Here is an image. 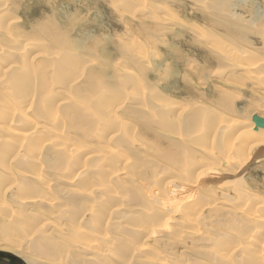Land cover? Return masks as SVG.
<instances>
[{"label":"rangeland","instance_id":"obj_1","mask_svg":"<svg viewBox=\"0 0 264 264\" xmlns=\"http://www.w3.org/2000/svg\"><path fill=\"white\" fill-rule=\"evenodd\" d=\"M0 5V264H264V150L242 168L243 140L222 149L264 118V0ZM179 105L225 118L224 157L206 122L181 129ZM217 170L223 184L204 179Z\"/></svg>","mask_w":264,"mask_h":264},{"label":"bare ground","instance_id":"obj_2","mask_svg":"<svg viewBox=\"0 0 264 264\" xmlns=\"http://www.w3.org/2000/svg\"><path fill=\"white\" fill-rule=\"evenodd\" d=\"M224 1V0H223ZM230 3V2H229ZM217 4H219V2H217ZM226 5V4H225ZM228 5V4H227ZM1 6V5H0ZM220 6H222L221 4H220ZM138 10V9H137ZM227 14V13H226ZM259 17H260V15H258ZM231 19V18H230ZM253 20L251 21V22H256V20L254 19V18H252ZM212 21V20H211ZM250 22V25H249V27H248V29H251V28H254V26H253V24ZM216 25H218V23H216ZM197 28H198V26H196ZM238 29H239V31H238ZM248 29H244V28H240V27H237V26H235V28H234V30L232 31L233 33L235 32V33H237V31L238 32H241V33H243V34H246V32H247V30ZM208 34V33H207ZM235 35V34H234ZM220 42V41H219ZM225 53V52H224ZM253 53V52H252ZM249 54V53H248ZM146 57V56H145ZM233 58V57H232ZM231 58V59H232ZM34 59V58H33ZM251 60H252V58H251ZM35 61V60H34ZM253 61V60H252ZM32 62V61H31ZM250 62V61H249ZM43 63V62H42ZM255 64V63H254ZM63 65H65V64H63ZM236 65H238L237 64V62H236ZM240 65V64H239ZM239 65H238V67H239ZM257 65V64H256ZM255 65V66H256ZM27 66V65H26ZM233 67V66H232ZM27 68H29V66L27 67ZM33 68V67H32ZM64 68V67H63ZM239 68H241L246 74H247V76L248 77H251L252 76V79H253V77L255 76V79H257V80H259L260 81V78H261V76L260 75H258L259 73H258V70H257V68H255L254 67V65H251V64H247L245 67H239ZM34 69V68H33ZM33 69H31V70H33ZM29 70V69H28ZM233 70V69H232ZM260 70V69H259ZM6 71H8V70H6ZM25 71V70H24ZM27 71V70H26ZM28 72V71H27ZM29 72H31V71H29ZM5 73V72H4ZM38 73V72H37ZM39 74V73H38ZM127 74V73H126ZM25 75V74H24ZM23 76V75H22ZM24 77V76H23ZM46 80V79H45ZM97 80V79H96ZM17 81V80H16ZM45 82V81H44ZM92 83V82H91ZM93 84H94V82H93ZM98 84V83H97ZM15 85V84H14ZM17 85V84H16ZM45 85V84H44ZM18 86V85H17ZM232 87H233V85H232ZM88 89V88H87ZM103 89V88H102ZM121 90V89H120ZM117 92V91H116ZM124 93V92H123ZM21 95V94H20ZM227 98H228V96H227V94H226V92L225 91H222V93H221V95H220V100L218 101V102H216V105H218V107H220V108H227L226 106H224L225 104H228V103H225L224 104V102H225V100H227ZM2 101V100H1ZM73 101V100H72ZM75 106V105H74ZM77 106V105H76ZM70 107V106H69ZM95 107V106H94ZM163 107L164 108H168V107H171V104L169 103V102H165L164 104H163ZM68 109V108H67ZM193 109H195V108H191V109H189L190 111H193ZM229 109V108H228ZM231 109V108H230ZM175 110H178V111H180V121H179V123H178V125H181L180 127H181V129H182V127H183V130L185 131V132H191L194 128H196V127H198V126H200V124H203L204 122H206L207 123V126H209V131L212 133V138H211V140H208V137H205V139L203 140L205 143H203L202 142V144H206V147H205V151H208V154L210 155V157H212L213 155H216V158L214 157V159H219L221 156H223L224 157V155H222V153H221V151L219 150L217 153H215L214 152V144H215V139H217V137H219V136H224V131H223V129L224 128H226V126H223L224 124H225V121H223V120H225V118L222 116V115H218L219 113H215V111L213 112V115H217L218 117H215V116H213L212 118H208V121H205V117H206V113H209L207 110H201V108H199V109H195V112H194V114L193 115H191V116H183L184 114H186L187 113V111H189L188 109H185L184 107H182L181 105H179L177 108H175ZM185 110H187L186 112H185ZM252 110V109H251ZM217 111V110H216ZM225 111V110H224ZM226 111H227V109H226ZM228 112H230V111H228ZM259 112V111H258ZM16 113V112H15ZM69 113H71V112H69ZM25 115V114H24ZM79 115V114H78ZM81 117V116H80ZM255 117V116H254ZM254 117H253V121L252 122H250L245 128H244V131L242 132V134L240 133V134H238L237 133V135H236V132H235V135L233 134V136H231V137H224V140L222 141V149L224 150V151H226L227 153H228V155L230 154L229 153V150H231V149H234V151H235V148L234 147H238L239 146V143H241L242 142V140L244 141V143H245V145L243 146V147H241V149L242 150H245L246 151V149L247 148H245V147H248L249 146V152H250V154L248 153V155H244V158H241V161H242V163H241V165L240 166H242V168H245V167H247V166H249V165H251L252 163L254 164V162H256L255 161V159H256V157H255V159L253 158V157H251L253 154H256L257 153V156H258V153L261 151V150H264V128H262V127H257V125H256V123L254 122ZM258 117V116H257ZM113 119H115V118H113ZM112 119V120H113ZM117 119V118H116ZM260 119H262V120H264V118H260ZM10 120V119H9ZM72 120V119H71ZM118 120V119H117ZM11 122V121H10ZM75 122V121H74ZM73 122V123H74ZM76 122H80V120L79 121H76ZM168 122H169V124L171 125V127H172V129H173V131H174V134H176V135H179V134H181L180 132H179V130H177L176 129V125H177V122L173 119V120H171V118H168L167 119V121H165V123H167L168 124ZM227 122V121H226ZM232 122V121H231ZM228 123L229 125H232V126H234L232 123ZM6 124H7V122H6ZM220 124V125H219ZM227 124V123H226ZM241 124V123H240ZM238 125V124H237ZM236 127V126H235ZM256 128V133H253L254 131H253V128ZM76 128V127H75ZM167 128H169V127H167ZM234 128V127H233ZM239 128V127H238ZM241 129L243 128V127H240ZM262 128V129H261ZM240 129V130H241ZM235 131H236V129H234ZM172 131V130H171ZM10 132V131H9ZM13 133V132H12ZM16 134H18L19 135V137H21L22 139H28L29 138V134H27V133H22V134H19V133H16ZM14 135H15V133H14ZM174 137V136H173ZM213 138H215V139H213ZM185 139V138H184ZM234 140H236L237 141V144L235 143V141ZM187 142H189V141H187ZM22 143V142H21ZM23 144V143H22ZM176 145V144H175ZM243 145V144H242ZM187 146V145H186ZM241 146V145H240ZM37 148V147H36ZM209 148V149H208ZM38 149V148H37ZM258 149V150H257ZM44 151V150H43ZM173 151V150H172ZM191 151H192V149H191ZM37 152V151H36ZM201 152V151H200ZM264 152V151H263ZM188 153H189V148H183L182 150H181V154L182 155H184V157L186 156L187 157V155H188ZM205 153H207V152H205ZM174 155V154H173ZM230 156V155H229ZM228 156V157H229ZM261 156H262V154H261ZM261 156H259V157H261ZM228 157H226V155H225V158H228ZM38 158V157H37ZM162 158L164 159V160H168V158H169V155H167V153L166 154H163V156H162ZM175 158V157H174ZM213 158V157H212ZM224 159V158H223ZM222 159V160H223ZM178 160V159H177ZM181 160V159H180ZM260 160H262V158L260 159ZM6 161V160H5ZM184 161V160H183ZM204 161V160H203ZM168 162H170V163H176L175 162V160H171V161H168ZM220 162H221V160H220ZM220 162H219V160H218V162H217V160H216V163H218V165H221L220 164ZM204 163L206 164V168L208 169H210V165H209V163H207V162H203V165H204ZM251 163V164H250ZM249 164V165H248ZM6 165V164H5ZM239 165V164H238ZM212 166V165H211ZM203 168H205V166H203ZM242 168H239V172H240V174H241V176H242V173H243V171H242ZM212 171V170H211ZM122 172H124V171H122ZM207 172V171H206ZM205 172V173H206ZM209 172V171H208ZM225 172V171H224ZM238 172V173H239ZM205 173H204V175H205ZM218 174V170H217V173L216 174H209V176L211 175V178L213 177H217L216 175ZM237 174V173H236ZM240 174H237V176H239ZM202 175V174H201ZM200 175V176H201ZM235 175V174H234ZM233 174H232V177L234 176ZM206 176V175H205ZM225 177V176H224ZM240 177V176H239ZM191 178V177H190ZM206 178V180L207 181H210L211 183H213V184H215V183H217V184H223V183H221V180H220V182H219V180L218 181H216V179L214 178V180L213 179H211V178H208V177H204V179ZM221 178V177H220ZM219 178V179H220ZM234 178V177H233ZM232 178V179H233ZM34 179V178H33ZM228 179V178H227ZM173 180V179H172ZM171 180V181H172ZM181 180V179H180ZM230 181H231V179H229ZM230 181H228V182H230ZM180 183V182H179ZM231 183H233L234 184V186L236 185V182H231ZM169 184V183H168ZM174 184V183H173ZM2 186H4V184L2 185ZM162 186H164V185H162ZM189 184L187 185V187L189 188ZM173 187H174V185L173 186H171L170 187V190L172 191L173 190ZM191 187V186H190ZM177 189V188H176ZM175 189V190H176ZM190 191H188V193H190V192H194V195L195 196H193L192 194V196H193V199L196 197V195H197V193L195 194V190L194 191H191V188L189 189ZM220 190H222V189H220ZM184 191V190H183ZM178 192V191H177ZM218 192H220V191H218ZM238 192V191H237ZM246 192H247V190H246ZM164 193V192H163ZM171 193V192H170ZM174 193H176V192H174ZM180 193V192H179ZM211 193H212V191H211ZM214 193V192H213ZM212 193V194H213ZM243 193V192H242ZM251 193V192H250ZM27 195H28V193H27ZM161 195H164V194H161ZM186 195V194H185ZM214 195V194H213ZM200 196V195H199ZM198 196V197H199ZM188 197V196H187ZM190 197V196H189ZM209 198V197H208ZM26 199V198H25ZM24 199V200H25ZM28 199V198H27ZM165 200L167 199V198H164ZM164 200V201H165ZM187 200V199H186ZM191 200V199H190ZM212 200V199H211ZM26 201V200H25ZM30 201V200H29ZM180 201V200H179ZM183 201V200H182ZM189 201V200H188ZM184 202V201H183ZM210 202V201H209ZM227 202V201H226ZM32 203V202H31ZM200 203V202H199ZM196 204V207H199V209H201L200 207H202V205H200V204ZM216 203H218V202H216ZM202 204V203H201ZM207 204H209V203H207ZM195 207V208H196ZM118 211V210H117ZM178 211V210H177ZM201 211V210H200ZM178 213V212H177ZM41 214H44V213H41ZM165 214V213H164ZM52 215V214H51ZM167 216V215H166ZM43 217V216H42ZM45 217V216H44ZM12 218V217H11ZM174 218V217H173ZM190 218V217H189ZM170 219V218H169ZM175 219V218H174ZM173 219V220H174ZM199 219V218H198ZM171 220H172V218H171ZM196 220V219H195ZM195 220H193L194 222H196V224H198L197 223V221H195ZM168 221V220H167ZM21 222V221H20ZM173 222V221H172ZM48 221H46V223H44L43 225L44 226H41L40 228H39V226L38 227H35V226H33V229H35V230H37V231H39V230H43L48 224ZM81 223V222H80ZM23 224V223H22ZM31 224H32V222H31ZM36 224V223H35ZM40 224V223H39ZM47 224V225H46ZM29 225H30V223H29ZM28 225V226H29ZM23 226H25V225H23ZM49 226H51V225H49ZM48 226V227H49ZM31 227V226H30ZM30 227H28V228H30ZM38 228V229H37ZM85 229V228H84ZM36 231V232H37ZM150 231H152V230H150ZM33 233V232H32ZM35 233V232H34ZM147 234H149L148 232H146ZM151 233V232H150ZM108 236V235H107ZM106 236V237H107ZM252 240V239H251ZM253 241V240H252ZM22 243V242H21ZM255 243V242H254ZM253 243V244H254ZM17 244V243H16ZM19 244V243H18ZM17 244V245H18ZM14 245V244H13ZM259 245V244H258ZM15 246V245H14ZM19 246H20V244H19ZM13 246H11V248H12ZM69 247V246H68ZM251 247V246H250ZM10 248V249H11ZM90 248V247H89ZM34 249H35V251H34V253H35V256H39V255H41V253H40V251H39V245L38 244H36L35 246H34ZM236 250V249H235ZM17 251V250H16ZM18 252V251H17ZM252 255H254V257L255 258H259L260 256L259 255H257V253H255V252H253L252 253ZM257 255V256H256ZM78 257V256H77ZM229 257V256H228ZM100 258V257H99ZM224 258V257H223ZM227 258V257H226ZM252 258V257H251ZM56 259V258H55ZM126 259V258H125ZM225 259V258H224ZM231 259V258H230ZM235 260V259H234ZM256 259H254V261H255ZM28 261H29V263L28 264H35L37 261L36 260H34V259H28ZM225 261V260H224ZM56 262V261H55ZM77 262V261H76ZM229 262H231V261H229ZM232 264V263H231Z\"/></svg>","mask_w":264,"mask_h":264},{"label":"water","instance_id":"obj_3","mask_svg":"<svg viewBox=\"0 0 264 264\" xmlns=\"http://www.w3.org/2000/svg\"><path fill=\"white\" fill-rule=\"evenodd\" d=\"M254 122L256 123L257 127L264 128V120L260 119L259 117H254Z\"/></svg>","mask_w":264,"mask_h":264}]
</instances>
